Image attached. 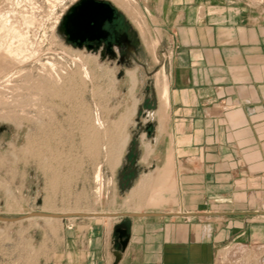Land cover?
Masks as SVG:
<instances>
[{"label":"rangeland","instance_id":"rangeland-1","mask_svg":"<svg viewBox=\"0 0 264 264\" xmlns=\"http://www.w3.org/2000/svg\"><path fill=\"white\" fill-rule=\"evenodd\" d=\"M78 1L0 0V44L6 42L0 48V217L19 218L0 222V264L129 263L120 247L92 246L101 242L100 232L116 245L115 229L128 227V217L116 215L134 211L122 203L143 174L152 183L137 211L168 209L172 158L161 169L147 161L153 117L142 115L144 103L151 108L155 90L160 101L167 84L168 33L143 0H99L117 11L136 41L124 50V67L117 66L72 47L58 32ZM83 68L88 79L79 76ZM127 71L136 75L131 94ZM132 99L137 104L125 126L128 141L112 169L113 123ZM145 144L151 154L143 159ZM71 212L86 216L62 215Z\"/></svg>","mask_w":264,"mask_h":264},{"label":"crops","instance_id":"crops-1","mask_svg":"<svg viewBox=\"0 0 264 264\" xmlns=\"http://www.w3.org/2000/svg\"><path fill=\"white\" fill-rule=\"evenodd\" d=\"M143 3L168 33L167 103L155 90L142 114L153 117L147 161L161 169L171 156L174 186L168 209L127 219L121 253L127 264H264V0Z\"/></svg>","mask_w":264,"mask_h":264},{"label":"water","instance_id":"water-1","mask_svg":"<svg viewBox=\"0 0 264 264\" xmlns=\"http://www.w3.org/2000/svg\"><path fill=\"white\" fill-rule=\"evenodd\" d=\"M114 12L115 9L107 2L99 0H79L62 16L61 22L58 26V32L63 36L65 42L69 43L72 47L77 49H85L87 52L96 53V48H93L91 43L100 44L106 40L107 31L104 30L103 27L106 23L110 24L112 22ZM109 48L110 46L108 45L107 49ZM114 56V53L110 54L111 58H114ZM99 58L101 60L104 59L103 53L100 52ZM2 131L3 127H0V133ZM31 215L48 218L59 217L57 215L42 213H33ZM116 216L140 218L158 216V214L128 213L119 214ZM17 220H19V218L0 217V222H14ZM118 231V229H115L114 232ZM121 232L123 234L120 236V238L123 236L125 237V240L121 242V249H124L128 242V235L125 233V231Z\"/></svg>","mask_w":264,"mask_h":264},{"label":"bare ground","instance_id":"bare-ground-1","mask_svg":"<svg viewBox=\"0 0 264 264\" xmlns=\"http://www.w3.org/2000/svg\"><path fill=\"white\" fill-rule=\"evenodd\" d=\"M25 22L27 24L28 20L27 21L24 20L23 23H25ZM4 26H6V25H4ZM11 31L13 32L14 30L11 29ZM19 31H21V30H19ZM19 35L17 33V36H19ZM21 36H22V33H21V35L19 37H21ZM0 42H3V41H0ZM5 43L6 42H4L3 44H0V48ZM7 46L8 45H5V48ZM3 48H4V46H3ZM81 60L82 59H80L78 57L77 61H81ZM79 76H80V78L84 77V78L88 79L87 78L88 74L86 72V69H84V68L81 69L80 72H79ZM125 76L127 77V81H128V84H129V89L128 90H129V93L131 94L132 91L134 90L135 85H136L135 71H127L125 73ZM130 102H131L130 104L124 106L122 113L119 114V116L117 118V121L113 123V127H114V129L116 131L114 133L116 142H115L114 146L110 149V151L108 150V155H109L108 158H109V162H110V167L112 169H114V167L118 164V162H119V160L121 158L122 152H123V150H124V148H125V146L127 144V141H128V135L126 134L125 126L128 123V121L134 116L135 111H136V104H137L136 100H133V99ZM166 103H167V88H166L165 84H162V88L160 90V107H161V109L165 107ZM95 120L98 122V118L95 119ZM143 153H144L143 154L144 155L143 159H146V158L149 157V155L151 154V149H150V145L149 144H145ZM95 178L98 181L100 180L99 172H97ZM151 183H152V177L149 174H143L136 181V183L133 186V188H131V190L129 191L127 196L124 198V201L122 203L123 207L126 208L127 210H134L132 213H139L137 210H138V208H140L139 206H140L141 201L143 199V194L149 189ZM100 184H102V183H100ZM98 195H100V194H98ZM51 215L59 216L58 214H51ZM62 215H81V214L80 213L71 212V213H66V214H62ZM92 215H95V214H92ZM105 215H108V214H105ZM114 215H116V214H114ZM106 217L108 218V217H111V216H106Z\"/></svg>","mask_w":264,"mask_h":264},{"label":"flooded vegetation","instance_id":"flooded-vegetation-1","mask_svg":"<svg viewBox=\"0 0 264 264\" xmlns=\"http://www.w3.org/2000/svg\"><path fill=\"white\" fill-rule=\"evenodd\" d=\"M103 28L104 30L107 31L106 40L104 42H101L100 44L91 43V46L93 48H96V53L93 52V54L99 56L101 52L103 53L104 59L105 58L112 59L115 61L117 66L124 67L125 65L124 50L126 49V47L129 46L132 48L136 47V41L132 39L128 26L125 24L121 16L115 10L112 18V22L110 24L106 23ZM108 45L110 46L109 49H107ZM111 53L115 54L114 58L110 57ZM116 229L119 230L118 232H115L116 241H117L116 245L121 248V242L125 240L124 236L120 238V236L123 234L121 231H125V233L128 235L127 232L128 227L126 228V226L123 225L117 227Z\"/></svg>","mask_w":264,"mask_h":264}]
</instances>
